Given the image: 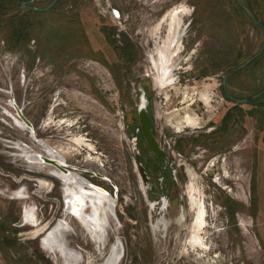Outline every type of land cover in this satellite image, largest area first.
Here are the masks:
<instances>
[{"label": "rangeland", "instance_id": "rangeland-1", "mask_svg": "<svg viewBox=\"0 0 264 264\" xmlns=\"http://www.w3.org/2000/svg\"><path fill=\"white\" fill-rule=\"evenodd\" d=\"M0 1V264H64L41 242L64 217L77 264H100L116 241L119 264H264V94L252 100L264 90V0H240L255 22L234 0H58L43 12ZM159 52L173 53L165 86ZM143 93L159 144L174 152L156 193L130 141ZM21 143L41 158L51 147L64 171L113 198L100 249L64 214L54 166L29 164ZM24 207L38 228L22 222Z\"/></svg>", "mask_w": 264, "mask_h": 264}, {"label": "bare ground", "instance_id": "bare-ground-1", "mask_svg": "<svg viewBox=\"0 0 264 264\" xmlns=\"http://www.w3.org/2000/svg\"><path fill=\"white\" fill-rule=\"evenodd\" d=\"M172 55H173V53L166 55L164 52H159L158 59L153 60V66L156 70V81L158 80L159 84L162 86H165L171 82L169 80V78H170V73L172 70H171V68H170L171 66H169V64H170V59H171ZM210 98H211L210 95H208L209 103L212 102V100ZM182 119H183L184 123H187V124H194L195 123V118L192 117L189 113H185L183 115ZM21 144L22 145L17 144L16 148L19 149L18 151L22 152V156L25 157V160L29 164H36V163L42 164L43 163L45 166L46 165H48V166L52 165L53 166L52 161L56 160V159L51 158L53 154L54 155L56 154V156H58L59 158L63 157L56 150L52 149L51 147H49L43 143L41 144V146L44 149L43 151H45V155H44L45 157L44 158L43 157L41 158V156L39 154L31 151L29 149V147H27L25 144H23V143H21ZM54 172H55V169H52L49 172L50 176H52V177L55 176L56 173H54ZM70 176L73 177L79 183H81V185H84L83 182L80 179H78L75 174L70 173ZM42 188H43V186H42ZM62 191H63L62 192L63 201H64V203H67V205H68L67 209H69V211L71 210L73 212V214H75V215L77 214L78 216H80L82 218L85 217V215L83 214V210H82L83 204L86 201H88V198H87L88 196L93 197L94 195H96V196L104 195L105 197H109L108 195H106L102 191H97L95 193H93V192L84 193L82 191L77 190L78 192L71 195L69 197L68 201L66 202V200H67L66 199L67 198L66 191H64V190H62ZM24 193H25L24 190L18 189V191H15L14 195L16 197V200H22V202L25 199L27 200L28 196L25 195ZM7 195H8V193H7ZM25 203H27V202H25ZM199 209H200L199 215L196 219V222H201V220L203 218V214H204L203 206H200ZM110 212L113 213V210ZM64 214L66 216L69 215V213L65 209H64ZM36 218H37L36 213L30 207H24V209L22 210V222H24V224L26 226L28 224L29 226H32V228H38V225L36 224V223H38ZM110 218H111V216L108 215V212L102 211L99 214V216L97 217V220L94 222V224L91 227H88V226H85L84 224H81V226L84 228V230H85L86 234L88 235V237L90 238V240H92V242H95L96 247L99 249L102 245H104V243L107 240L106 239L107 228L110 224ZM71 231H73L72 226L69 223V221L64 217L62 219H59L51 228H49L48 231L45 233V235L43 234L44 237L41 240L42 247L44 249L48 250L53 255H55V253L57 252L60 255V258H62L64 264H77L78 263L77 262V256L80 254V253L78 254L74 249L70 248L67 245L65 237L67 235H69ZM87 238H86V240H87ZM196 240H198V238L194 236L193 241H196ZM120 243H121L120 241H116L113 243V246L110 250L109 255L100 264H119L120 263V258L118 259L116 257V254L119 250V244ZM99 253H100V251H99Z\"/></svg>", "mask_w": 264, "mask_h": 264}, {"label": "flooded vegetation", "instance_id": "flooded-vegetation-1", "mask_svg": "<svg viewBox=\"0 0 264 264\" xmlns=\"http://www.w3.org/2000/svg\"><path fill=\"white\" fill-rule=\"evenodd\" d=\"M113 14L115 16H120L119 12H116V10H113ZM224 89V88H223ZM225 91V89H224ZM226 93V91H225ZM227 96H229L226 93ZM230 98V96H229ZM146 109L148 112V116L151 120V125H150V130H151V134L155 140V143L157 145V148H159V154L162 155V157H157L153 151L151 150V148L149 147L147 141L145 140V138L143 137V134L141 132V129L139 127V121H138V117H137V113H136V127L133 129L132 133H131V145H132V151H133V155H134V160H135V164L137 167V161H136V156L138 157V163L140 164V166L143 168V172L145 173V184H146V191H150V192H154L157 190V187L159 186L160 189L164 188V177H165V172L166 169L169 168L170 166H172L173 163V151H171L172 149V145L168 144L166 148H162L161 145L159 144L155 134H154V129H153V121H152V116L148 111V107H149V102L148 99H146ZM175 121V120H174ZM15 122L17 124V127L19 129H21L22 131H27L29 130V126L21 121L19 118L15 119ZM175 144V143H174ZM173 144V145H174ZM161 151V152H160ZM179 155V154H177ZM53 159H56L53 162V166L55 169L56 175L53 176L54 178L58 179L59 181H61L63 187L62 190L66 191V195H67V200L68 201L69 197L73 194H75L78 191H82L84 193H95L97 191L103 190L104 192L106 190L97 187L95 184L91 183L90 181L82 178L81 176H79L76 173H71V174H75L76 177L78 179H80L84 185H81V183H79L78 181H76L73 177L70 176V173L64 171V169L61 168V164L64 163V161L62 160V158H59L58 156H56V154L52 155ZM64 159V158H63ZM138 170V167H137ZM223 171H224V179H227L229 177L228 175V171L226 170L225 167H223ZM139 172V170H138ZM220 179V178H219ZM219 179H217L216 181H218ZM158 183L159 185L157 186ZM166 186V184H165ZM78 190V191H77ZM63 192V191H62ZM107 195V194H106ZM109 197H105L104 195H94L92 196H88V201H86L83 204V214L85 215L84 218L78 216L77 214H73V212L69 209H67L68 205L67 203H64V209L69 213V216H72L78 223L80 224H84L85 226L91 227L94 222L97 220V217L99 216V214L102 211H106L108 212V215L111 216L110 219L115 220L117 219L116 213H115V204H114V200L113 198L108 195ZM163 196L159 197V199L161 200ZM163 200V198H162ZM64 202V201H63ZM80 205V204H79ZM113 210V213H111L110 211ZM113 214V215H112Z\"/></svg>", "mask_w": 264, "mask_h": 264}, {"label": "water", "instance_id": "water-1", "mask_svg": "<svg viewBox=\"0 0 264 264\" xmlns=\"http://www.w3.org/2000/svg\"><path fill=\"white\" fill-rule=\"evenodd\" d=\"M35 0H30L28 2V4H32ZM58 0H53L49 5H47L45 8L43 9H38L36 7L33 6H29L26 5L25 2H22V7L25 8L26 10L29 11H46L49 8H51L53 5L56 4ZM236 2V4L238 5V7L243 11V13L253 22H255L254 17L251 15V13L249 12V10L247 9V7L240 1V0H234ZM260 52L258 54H256L255 56L251 57L249 60H247L244 64L240 65L239 67L235 68L232 71H238L242 68H244L245 66H247L249 63H251L257 55H259ZM227 77H228V73L224 75L223 77V87L226 86V81H227ZM225 89V88H224ZM264 94V90L260 93H258L257 95L252 97V100H256L259 97H261ZM230 99H232L235 103L239 104V103H244L246 102V100H237V99H233L230 97ZM147 103L144 97V93L141 95L140 99H139V105L137 107L136 113H137V117H138V121H139V127L141 129V132L143 134V137L145 138V140L147 141L149 147L151 148V150L153 151V153L157 156V157H162V155L159 154V148H157V145L155 143V140L151 134V130H150V125H151V120L148 116V112L146 109ZM161 152V151H160ZM136 161H137V167L139 170V174L142 177L143 183L145 184V173L143 172V168L140 166V164L138 163V157L136 156ZM64 165V164H63ZM102 192H104L103 190H100ZM106 194V192H104ZM108 195V194H107Z\"/></svg>", "mask_w": 264, "mask_h": 264}, {"label": "trees", "instance_id": "trees-1", "mask_svg": "<svg viewBox=\"0 0 264 264\" xmlns=\"http://www.w3.org/2000/svg\"><path fill=\"white\" fill-rule=\"evenodd\" d=\"M6 1H8V4H14L15 3V1L16 0H6ZM1 2V1H0ZM2 2H4V1H2ZM21 2H23V1H21ZM21 2H20V6H21ZM3 9H4V6L0 3V11L2 12L3 11ZM15 28H16V30L18 29H20V27H14V29H13V35H15ZM22 30L20 29L18 32H17V34H19L20 32H21ZM16 34V35H17ZM225 92V91H224ZM225 96H227L226 95V93H225ZM227 98L230 100V98H229V96H227ZM135 123H136V119H135Z\"/></svg>", "mask_w": 264, "mask_h": 264}]
</instances>
